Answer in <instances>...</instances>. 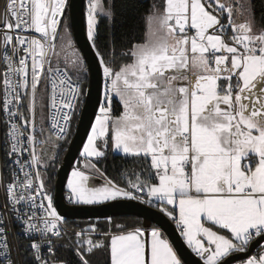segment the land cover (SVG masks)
Returning a JSON list of instances; mask_svg holds the SVG:
<instances>
[{"label":"snow or ice","instance_id":"obj_1","mask_svg":"<svg viewBox=\"0 0 264 264\" xmlns=\"http://www.w3.org/2000/svg\"><path fill=\"white\" fill-rule=\"evenodd\" d=\"M67 6L68 0H5L0 14V113L14 166L7 183L0 176V264H16L13 224L30 240L24 251L33 264H63L51 258L64 217L47 171L70 131L84 70L63 20ZM100 16L111 22V0H88L94 49ZM145 22L142 40L123 50L119 63L114 49L107 60L96 50L104 96L66 198L77 205L140 201L174 220L203 264H226L253 245L257 252L240 264H264V23L250 0H158ZM109 144L143 162L140 171L122 173L123 186L92 162ZM97 223L74 233L80 264H90L96 249L105 250V264H182L160 227L117 224L112 231L109 217L101 231Z\"/></svg>","mask_w":264,"mask_h":264},{"label":"trees","instance_id":"obj_2","mask_svg":"<svg viewBox=\"0 0 264 264\" xmlns=\"http://www.w3.org/2000/svg\"><path fill=\"white\" fill-rule=\"evenodd\" d=\"M158 0H111L112 10L114 16L109 22L108 18L105 16L98 17L99 24L97 29V36L95 39L96 50H99L105 56V59H109V53L115 51V56L117 57V63L120 62V53L127 49L132 42H138L142 40L143 33L145 32L146 22L145 16L149 11L153 3H157ZM257 23H264L262 17H264V0H250ZM87 3V0H86ZM105 5L107 6L109 0H104ZM242 3V2H241ZM69 4V0H68ZM63 20L67 23L69 30L71 32V23L69 17L68 6L66 8ZM64 67L63 65H60ZM84 70L79 74V81L81 83L82 96L80 103L78 104L77 111L73 118L72 133L75 132L81 109L83 107L86 90L89 84V72L87 64L83 59ZM76 75H73V79H76ZM105 83V80H104ZM113 114L119 115L121 105L118 102V99L114 98L113 100ZM70 141V140H69ZM69 141L59 145L57 152L58 156L56 159L55 169L49 168L47 171L48 183L47 187L54 196L55 183L57 179V171L60 165L63 162L64 156L68 150ZM110 145V144H109ZM6 140L4 139L3 145V158H4V167H5V176L8 179L10 173V164L9 158L6 156ZM80 157V154L78 158ZM77 158V159H78ZM96 165L105 173L108 178H111L116 183L124 185L125 178L122 176L126 170L131 172L133 170L140 171L143 166L142 161H138L132 157H126L123 153H114L111 148L108 146L105 156L97 160ZM67 197V190H65ZM67 199V198H66ZM68 201V199H67ZM69 202V201H68ZM158 208V207H157ZM98 221V223H97ZM107 218L101 219H68L66 218V232L64 236L55 241V256L54 260H59L63 264H80L78 257L75 254L76 248V237L74 233L84 228L85 226L97 223L98 229L101 231L107 230ZM112 221V231H116L114 227L117 224L124 225L126 228L133 227H143V218L136 215L122 214L111 217ZM152 226H156L152 224ZM91 238L94 241L105 239V237L91 234ZM29 244L27 240H24L18 237V245L22 256L23 264H33V260L29 252L24 251V246ZM255 251L254 253H256ZM87 259L90 261V264H105L107 256L104 249H96L90 254Z\"/></svg>","mask_w":264,"mask_h":264},{"label":"water","instance_id":"obj_3","mask_svg":"<svg viewBox=\"0 0 264 264\" xmlns=\"http://www.w3.org/2000/svg\"><path fill=\"white\" fill-rule=\"evenodd\" d=\"M68 11L74 39L87 64L89 84L75 132L57 171L53 196L57 210L68 219H101L122 214L140 216L143 218V228L150 229L152 224L161 228L184 264H203V261L187 246L176 228L175 221L167 217L157 207L140 201L123 199L97 205H77L67 201L65 194L67 178L91 130V123L98 113L104 88L103 71L99 64V58L96 56V49L92 47V42L87 38L86 0H69ZM257 250V247L253 245L248 252L227 258L226 264L245 260Z\"/></svg>","mask_w":264,"mask_h":264},{"label":"built area","instance_id":"obj_4","mask_svg":"<svg viewBox=\"0 0 264 264\" xmlns=\"http://www.w3.org/2000/svg\"><path fill=\"white\" fill-rule=\"evenodd\" d=\"M4 4H5V0H0V14H2V12L4 10ZM61 68H63V67H61ZM79 83H80V81H79ZM80 85H81V83H80ZM77 108H78V105H77ZM77 108H76V111H77ZM24 111H25V114H27L26 109H24ZM75 113L73 114V117H72V120H71V128H70V131H69V133L67 135V138L62 140L59 145H61L62 143H65L66 141L71 140V138H72V136L74 134V133H72V126H73V118H74ZM3 121H4V115H3V113H0V176L3 177L4 183H7L9 181V179H10V173H9V177L7 179L6 176H5V167H4V158H3V145H4L5 133L7 131V125L5 123H3ZM45 127H47V121L45 123ZM24 159H27V154H25ZM9 164H10V171H11V169L14 167L13 164H12L11 159H9ZM4 201H5L4 188H3L2 185H0V205H2L4 203ZM53 203H54V198H53ZM54 206H55V203H54ZM58 213H59V211H58ZM62 217H64V216H62ZM87 226H85V227H87ZM62 230H63V232L65 234V232H66V218L65 217H64V224L62 226ZM13 233L15 235H13ZM18 237H20V238H22L24 240H27L28 243H30V240L25 238L24 234L20 231L19 226L16 225V224H13L11 226V232L9 234L10 247H12V249H13L12 250V259L14 261H16V264H23L21 252H20L19 245H18ZM33 239H37L38 240L39 236H33ZM56 240H58V239H53V244L55 243ZM42 251L45 254H47V247L45 246L42 249ZM51 258L53 259V257H51Z\"/></svg>","mask_w":264,"mask_h":264},{"label":"rangeland","instance_id":"obj_5","mask_svg":"<svg viewBox=\"0 0 264 264\" xmlns=\"http://www.w3.org/2000/svg\"><path fill=\"white\" fill-rule=\"evenodd\" d=\"M241 2L243 3L244 2V0H241ZM87 4H88V0H87V3H86V12H85V21H86V15H87ZM68 30H69V27H68ZM86 30H87V21H86ZM69 32H70V30H69ZM70 34H71V40H72V43H73V46H74V48H75V50L80 54V56L83 58V55H82V53H81V51L79 50V48H78V46H77V44H76V41H75V39H74V36H73V32H72V29H71V32H70ZM57 43H59V41L57 42ZM84 59V58H83ZM60 65H63L64 66V63H63V60H61V64ZM83 72V70L80 72V73H82ZM103 96H104V88H103ZM103 96H102V99H103ZM116 99H118V98H116ZM114 100V99H113ZM113 102V101H112ZM112 107H113V103H112ZM47 112V108H45V113ZM87 142V139H86V141H85V143ZM84 143V144H85ZM109 147L111 148V150H112V152H114V153H122V152H119V151H117V150H114L112 147H111V144L109 145ZM82 150H83V148H82ZM82 150H81V152H82ZM81 152H80V157L76 160V162H75V164L73 165V167H76L77 166V164H78V162H83V157H81ZM100 159V158H99ZM99 159H97V158H93V160H92V162L93 163H95L97 160H99ZM73 167H72V169H73ZM98 167V166H97ZM99 168V167H98ZM72 169H71V171H72ZM71 171H70V173H71ZM70 175V174H69ZM97 179L98 180H95V184H97V185H99V184H101L102 182H103V180L99 177V176H97ZM66 190H67V192H68V189H67V183H66ZM57 261H59V260H57ZM61 262V261H60Z\"/></svg>","mask_w":264,"mask_h":264},{"label":"crops","instance_id":"obj_6","mask_svg":"<svg viewBox=\"0 0 264 264\" xmlns=\"http://www.w3.org/2000/svg\"><path fill=\"white\" fill-rule=\"evenodd\" d=\"M112 111H113V109H112ZM97 166V165H96ZM95 180H98L97 178L95 179ZM153 227V226H152ZM155 227H157V226H155ZM141 228H143V227H141ZM164 233V232H163ZM164 235H165V233H164ZM165 237L167 238V236L165 235ZM168 239V238H167ZM169 240V239H168ZM169 242H170V240H169ZM171 243V242H170ZM173 246V245H172ZM174 248V247H173ZM253 254H255V253H253ZM252 254V255H253ZM178 255V254H177ZM182 261V260H181ZM243 261V260H242ZM242 261H239V262H236V263H234V264H240V262H242ZM182 264H184L183 262H182Z\"/></svg>","mask_w":264,"mask_h":264}]
</instances>
